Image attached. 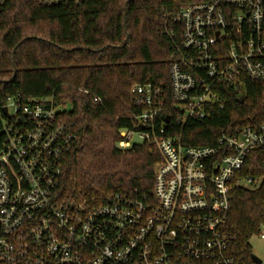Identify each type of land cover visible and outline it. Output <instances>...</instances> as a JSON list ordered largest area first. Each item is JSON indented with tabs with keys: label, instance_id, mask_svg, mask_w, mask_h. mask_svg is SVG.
<instances>
[{
	"label": "built area",
	"instance_id": "obj_1",
	"mask_svg": "<svg viewBox=\"0 0 264 264\" xmlns=\"http://www.w3.org/2000/svg\"><path fill=\"white\" fill-rule=\"evenodd\" d=\"M174 22L173 108L162 87L136 86L142 111L134 128L120 133L122 150L147 144L159 152L148 198L117 193L98 203L65 192L63 157L78 138L59 117L64 107L7 99L5 119L0 114V264H258L254 255L240 260L227 228L233 187L254 186L251 178L236 180L264 147V124L194 147L167 128L223 109L226 85L264 82V0H207L183 8ZM258 235L264 240L262 230Z\"/></svg>",
	"mask_w": 264,
	"mask_h": 264
},
{
	"label": "trees",
	"instance_id": "obj_2",
	"mask_svg": "<svg viewBox=\"0 0 264 264\" xmlns=\"http://www.w3.org/2000/svg\"><path fill=\"white\" fill-rule=\"evenodd\" d=\"M205 1H1V117L7 99L18 96L26 104L52 99L64 107L59 117L78 138L63 157L65 192L98 203L117 193H152L159 152L147 144L122 150L120 133L132 130L142 111L136 86L162 87L173 108L169 33L180 31L174 18L183 8ZM222 99L223 109L185 127L171 124L170 135H180L186 146H213L223 133L264 124V82L226 85ZM248 178L257 187H233L227 228L245 263L264 226V147L250 155L236 183Z\"/></svg>",
	"mask_w": 264,
	"mask_h": 264
},
{
	"label": "rangeland",
	"instance_id": "obj_3",
	"mask_svg": "<svg viewBox=\"0 0 264 264\" xmlns=\"http://www.w3.org/2000/svg\"><path fill=\"white\" fill-rule=\"evenodd\" d=\"M133 142H140V139L138 137H135L133 139ZM119 147V145H118ZM120 148V147H119ZM239 185L243 187H249L245 181H241ZM257 186H252L249 188H256ZM262 232H264V226L262 227ZM251 247H252V253L254 256H256L258 259H260L262 262H264V240L261 239L259 235H256L252 240H251Z\"/></svg>",
	"mask_w": 264,
	"mask_h": 264
},
{
	"label": "water",
	"instance_id": "obj_4",
	"mask_svg": "<svg viewBox=\"0 0 264 264\" xmlns=\"http://www.w3.org/2000/svg\"><path fill=\"white\" fill-rule=\"evenodd\" d=\"M242 102V101H241ZM4 113H5V115H7V110L5 109L4 110ZM167 121H169V119H167ZM253 260L255 261V262H257L258 264H261V260L260 259H258L256 256H253Z\"/></svg>",
	"mask_w": 264,
	"mask_h": 264
}]
</instances>
